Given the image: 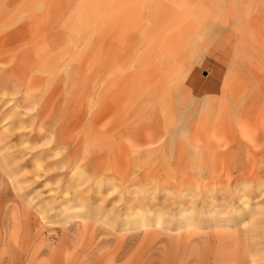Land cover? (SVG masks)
<instances>
[{
  "label": "rangeland",
  "instance_id": "374dc122",
  "mask_svg": "<svg viewBox=\"0 0 264 264\" xmlns=\"http://www.w3.org/2000/svg\"><path fill=\"white\" fill-rule=\"evenodd\" d=\"M0 264H264V0H0Z\"/></svg>",
  "mask_w": 264,
  "mask_h": 264
},
{
  "label": "bare ground",
  "instance_id": "6f19581e",
  "mask_svg": "<svg viewBox=\"0 0 264 264\" xmlns=\"http://www.w3.org/2000/svg\"><path fill=\"white\" fill-rule=\"evenodd\" d=\"M212 171V170H211Z\"/></svg>",
  "mask_w": 264,
  "mask_h": 264
}]
</instances>
